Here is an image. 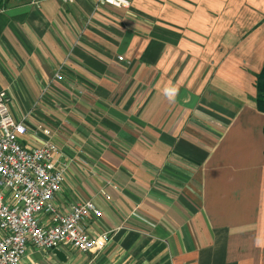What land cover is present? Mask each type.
Instances as JSON below:
<instances>
[{
	"label": "crops",
	"instance_id": "0c3cea01",
	"mask_svg": "<svg viewBox=\"0 0 264 264\" xmlns=\"http://www.w3.org/2000/svg\"><path fill=\"white\" fill-rule=\"evenodd\" d=\"M98 1L0 0V93L27 118L22 144L54 141L56 206L91 201L89 235L112 233L94 254L58 250L67 264H264V0ZM23 264L62 263L32 250Z\"/></svg>",
	"mask_w": 264,
	"mask_h": 264
},
{
	"label": "built area",
	"instance_id": "2783aa9c",
	"mask_svg": "<svg viewBox=\"0 0 264 264\" xmlns=\"http://www.w3.org/2000/svg\"><path fill=\"white\" fill-rule=\"evenodd\" d=\"M98 2L130 8L128 0ZM26 120L14 117L8 94L1 92L0 264H23L32 250L48 254L72 247L83 255L103 251L112 233L92 237L88 232L89 219L100 218L102 212L91 201L75 205L68 213L56 206V196L65 183L66 164L60 163V148L52 140L36 149L22 144L28 132Z\"/></svg>",
	"mask_w": 264,
	"mask_h": 264
},
{
	"label": "trees",
	"instance_id": "16d2710c",
	"mask_svg": "<svg viewBox=\"0 0 264 264\" xmlns=\"http://www.w3.org/2000/svg\"><path fill=\"white\" fill-rule=\"evenodd\" d=\"M256 87L258 90V110L264 113V68L263 71L257 77Z\"/></svg>",
	"mask_w": 264,
	"mask_h": 264
},
{
	"label": "water",
	"instance_id": "95a60500",
	"mask_svg": "<svg viewBox=\"0 0 264 264\" xmlns=\"http://www.w3.org/2000/svg\"><path fill=\"white\" fill-rule=\"evenodd\" d=\"M54 255L57 257V259L62 263V264H67L68 263V259L66 257V255L60 251V250H55L54 251Z\"/></svg>",
	"mask_w": 264,
	"mask_h": 264
},
{
	"label": "clouds",
	"instance_id": "9594fccd",
	"mask_svg": "<svg viewBox=\"0 0 264 264\" xmlns=\"http://www.w3.org/2000/svg\"><path fill=\"white\" fill-rule=\"evenodd\" d=\"M172 92L174 93L175 92V89H173ZM173 98H174L173 95H169V99H173Z\"/></svg>",
	"mask_w": 264,
	"mask_h": 264
}]
</instances>
